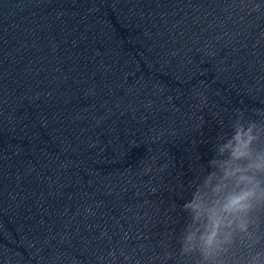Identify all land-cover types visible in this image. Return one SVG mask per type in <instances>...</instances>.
<instances>
[{"label": "clouds", "instance_id": "clouds-1", "mask_svg": "<svg viewBox=\"0 0 264 264\" xmlns=\"http://www.w3.org/2000/svg\"><path fill=\"white\" fill-rule=\"evenodd\" d=\"M215 119L214 155L188 185L183 224L160 264H264V107Z\"/></svg>", "mask_w": 264, "mask_h": 264}]
</instances>
